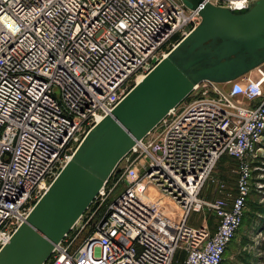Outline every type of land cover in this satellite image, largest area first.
I'll use <instances>...</instances> for the list:
<instances>
[{
  "label": "built area",
  "instance_id": "2783aa9c",
  "mask_svg": "<svg viewBox=\"0 0 264 264\" xmlns=\"http://www.w3.org/2000/svg\"><path fill=\"white\" fill-rule=\"evenodd\" d=\"M255 1L204 0L231 10ZM199 9L184 0H0V249L129 81L200 24ZM258 71L227 92L198 83L161 121L163 133L124 157L121 192L109 183L116 167L44 264H222L261 186L252 182L264 141ZM224 158L236 162L235 193L209 201L204 186ZM203 211L210 228L196 220Z\"/></svg>",
  "mask_w": 264,
  "mask_h": 264
},
{
  "label": "water",
  "instance_id": "95a60500",
  "mask_svg": "<svg viewBox=\"0 0 264 264\" xmlns=\"http://www.w3.org/2000/svg\"><path fill=\"white\" fill-rule=\"evenodd\" d=\"M202 20L92 127L27 219L0 249V264H44L119 162L202 81L228 83L264 63V0L231 10L204 0Z\"/></svg>",
  "mask_w": 264,
  "mask_h": 264
},
{
  "label": "rangeland",
  "instance_id": "374dc122",
  "mask_svg": "<svg viewBox=\"0 0 264 264\" xmlns=\"http://www.w3.org/2000/svg\"><path fill=\"white\" fill-rule=\"evenodd\" d=\"M188 6V5H187ZM258 68L264 69V63ZM258 68H255L251 72L247 73L248 77H255L259 74ZM242 83H246V76L239 78ZM246 80V81H245ZM129 84H132L133 88L136 84L135 80H130ZM130 87V88H131ZM204 86L200 85L197 90L202 89ZM231 87V82L219 84V89L223 92H227ZM193 90L177 107L179 109L183 108L185 104L189 103L190 97H193V94L196 92ZM56 92L59 94V89L56 88ZM239 100L246 102L248 99L245 96L241 95L238 97ZM165 128L164 122L159 123L152 131L148 134V139L151 137H158L163 133ZM259 156L255 159L254 172L252 182H260V190L255 188L252 190L248 206L246 210V215L244 222L240 229L237 232V235L229 245L222 264H264V141L262 149L259 150ZM129 156V155H128ZM126 158H124L117 169L115 170L113 176L110 179L109 183H117V186L112 194L116 195L121 192L123 189V183L120 180H117L120 173L118 169L125 167ZM236 162L229 158H224L205 184L202 194L205 195L207 200H213L217 196H224L228 192L232 194L235 193L236 187V172H235ZM104 207L94 215L96 218L100 213H102ZM209 212H200L196 214V220L198 222L203 220L207 222L209 228L214 225V218L209 214ZM197 222V221H196ZM80 236V238H82ZM80 242V241H79ZM183 255H181L182 257ZM179 257V256H178ZM180 257V258H181Z\"/></svg>",
  "mask_w": 264,
  "mask_h": 264
},
{
  "label": "bare ground",
  "instance_id": "6f19581e",
  "mask_svg": "<svg viewBox=\"0 0 264 264\" xmlns=\"http://www.w3.org/2000/svg\"><path fill=\"white\" fill-rule=\"evenodd\" d=\"M250 72H251V71H250ZM143 77H144V75L138 77L137 80H136V83H138L139 81H141V80L143 79Z\"/></svg>",
  "mask_w": 264,
  "mask_h": 264
},
{
  "label": "trees",
  "instance_id": "16d2710c",
  "mask_svg": "<svg viewBox=\"0 0 264 264\" xmlns=\"http://www.w3.org/2000/svg\"><path fill=\"white\" fill-rule=\"evenodd\" d=\"M229 159H231V158H229ZM232 160H233V159H232ZM233 161H234V160H233ZM178 256L180 257V255H179V254H178ZM181 259H183V256L180 258V260H181Z\"/></svg>",
  "mask_w": 264,
  "mask_h": 264
},
{
  "label": "crops",
  "instance_id": "0c3cea01",
  "mask_svg": "<svg viewBox=\"0 0 264 264\" xmlns=\"http://www.w3.org/2000/svg\"><path fill=\"white\" fill-rule=\"evenodd\" d=\"M203 196L205 197V195L203 194Z\"/></svg>",
  "mask_w": 264,
  "mask_h": 264
}]
</instances>
